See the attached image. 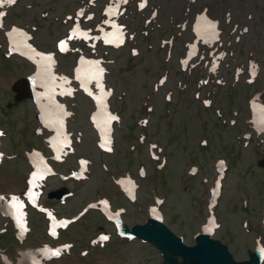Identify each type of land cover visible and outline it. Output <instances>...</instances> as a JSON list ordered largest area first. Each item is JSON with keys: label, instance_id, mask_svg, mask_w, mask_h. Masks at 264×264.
Here are the masks:
<instances>
[{"label": "flooded vegetation", "instance_id": "af4514ba", "mask_svg": "<svg viewBox=\"0 0 264 264\" xmlns=\"http://www.w3.org/2000/svg\"><path fill=\"white\" fill-rule=\"evenodd\" d=\"M50 1L58 2L59 0H31L28 6L17 11L14 6L12 7L9 4H4L0 7V12L4 13V16L0 18V23L3 25L0 27V57L3 60V65L1 64L0 66V72L4 73L2 77H0V93L4 88L6 93L13 95V101L5 105H0V111H2L3 114L10 115L11 112H15L11 110V108L18 109L21 105L25 104V102H28V126L25 128L21 127L18 138L13 143L14 145H12V149L16 152L15 147H19L16 153H21L22 148L19 145L22 144L25 146L23 155L18 154L17 156H23L22 159L26 166H28V189L29 185L33 186L38 176L44 175L47 177L48 181L44 186V195L41 204L47 208H52L56 214L61 215L58 210L59 208L56 207L57 204L64 203L63 205H66L69 202L68 200L74 198L80 191L78 187L72 184L73 181L64 180L72 179L77 174H80V158L89 160V172L91 167L93 170V167L96 166V164L92 165L95 161L92 157L79 155V150L83 146L86 138L76 139L79 134L83 136H87L88 134L90 136L88 139L95 146L92 147L91 151L100 152L98 149L99 139L93 129L92 123L96 106L90 97H85L80 91H78V96L73 100L70 98L61 99L58 97L60 100L51 101L55 125L54 129H49L46 126V119H41L40 110L33 99L34 90L32 88L31 75L35 71L34 66L31 62L25 61V59L17 55V50H11L9 42H11L10 38L12 34L17 33V36L22 41V48L26 50L32 51L30 44L32 46L34 44L37 51H40L44 56L53 53L57 61L53 62L52 60V62L58 69V78L59 75L61 78H65L67 81L65 85L73 86L77 90H80V83L78 84L77 82L76 72L82 62L87 61L94 72L97 67L104 70L101 78L104 82L105 89L111 91L112 95L114 94L110 101L109 111L118 114L122 122L119 124L118 128H114V154L118 147L116 134L118 132H123L124 129L127 130L128 126H130V131L136 129L142 131L143 124L142 122L135 123L136 128H134L133 124L130 125L128 123L127 101H124L127 97V92L123 94L122 89L119 90L112 82L115 73L118 75L119 71V74H121L120 69L115 66V59L111 55L112 48L104 46L102 43H99L95 47L93 43V35L96 36L98 32L102 30L101 28H97L96 26L91 28L85 27L82 21H78L79 29L84 28L89 30L88 33L92 35L93 40L89 43L73 45L72 49L65 53H58L57 51L58 42L68 33L70 28L68 25L69 23L66 22L68 15H72L75 18L77 16V10L79 9L78 11L92 10L93 12L89 11L88 13H95L97 16L98 11H100L101 17L102 9L109 0H106L102 6V0L93 3L89 2L91 0H77L78 6L73 12L64 14L62 18L55 17L57 21L61 20V25L64 26L66 30L63 36L57 39L54 45L49 48L47 44L41 42L40 38L37 40L36 35H38V32L43 33L49 32V30L52 31V28H54V26L49 23L51 22L53 13L56 12V8L47 7ZM168 1L170 7L174 9L170 17L174 27L177 25L173 23L174 19H176L174 13L184 11V19L181 21V24L184 23L190 35L185 47H188L190 56L195 54V64L191 65L184 73L180 70V67L172 72L171 69L175 64V60H173V64L170 66L171 68L169 70H164V73L167 72V74L164 75V73H162L158 76L157 80L164 75V79L167 83H169V81L173 82L183 73V80L180 82V86L185 84V90H187L193 83H196V94L199 95L200 99L204 97L203 101H209V106L207 107H205L204 102L202 103L203 108H206V110L203 109L204 113L212 107L213 110L211 111L214 117L212 119L209 117L206 118L204 114L203 118L205 121L200 124L201 134L196 140L194 138L192 141L190 137L184 140V137L188 136L186 134V131H189L188 129L184 128L185 135L181 136L177 131V126L170 124L166 127L163 124V129L160 130L163 133L159 140L167 145V150L163 153L165 156V165L171 162L169 160L170 156L177 157L178 151L182 150L187 156V165L190 164L188 170L185 171L187 165L184 167L181 174L183 177L191 178L193 174L194 177H198L199 175L209 177L211 172L208 170L205 163L211 158L213 160L211 169L215 177L224 179L230 174V166L232 168L233 164H240L241 161H249L246 170L239 174H241V177H248L251 180L252 186L241 188L243 194L237 197V199H239V204L233 206L234 211L238 210L244 215L243 219L245 223L241 224L242 232L247 236H252V239L255 241V245L252 248L248 245L245 247L247 259L249 250H255L256 244L264 243V0H165V3ZM83 2L89 3V5L83 6ZM37 3L42 5L41 11L34 10ZM149 8L160 18L163 8L162 0H155ZM127 13L141 14L137 19H143L147 11L139 13L137 11V6L134 5L127 10ZM202 17H206L207 19H202ZM199 20H206L208 23L215 22L216 26L209 36L201 38L196 32V26ZM13 29L17 31H13ZM245 29H247V31H244ZM8 33H11V36H9ZM28 35H31V37L29 38ZM210 39L212 40L210 41ZM28 43L30 44L28 45ZM34 54L37 55V53ZM97 59H99V61ZM67 61H73V66H69L66 63ZM170 61L171 59L168 63ZM188 61H192V59ZM94 62H98V64ZM178 63L180 64V61ZM213 64H216L218 68L220 65L222 66V69L218 70L217 75L209 74V66ZM12 67L16 69L14 72L12 71ZM26 70L28 74L17 76V71L23 73ZM8 74H11L14 78L12 80L11 78L9 79ZM27 77L28 99L17 102L16 98L18 93H21V90H19L20 86L17 84L20 83L22 79L26 80ZM121 77L127 78L126 75L123 76L122 74ZM203 80L207 81L206 85H203ZM6 82L8 83L7 85ZM241 83H243V85H241ZM126 86L127 85L124 87ZM244 86L248 87L249 91L243 92L237 90ZM202 87H204L205 90H202ZM216 87H218L219 90L225 87H228V89L227 91L223 90V92L216 97L218 94ZM173 93L174 92L171 91V94ZM41 94L40 92L39 95ZM57 96H59L58 90L55 94V97ZM119 96H121L122 100L118 108L114 105L113 99ZM91 97L94 99L95 96L91 95ZM43 102L44 101H42V103ZM45 105L43 104V108H45ZM67 111L70 112L69 118H67ZM5 116L0 119V129L6 132L10 130V124L7 122ZM65 127H67L68 132L73 138L72 141L75 146V151L64 157L63 139L65 137ZM142 134L143 131L137 135L136 144L133 145L136 150L138 149L140 151L143 148V144L138 141V137ZM122 137L124 142V147L121 151L122 156L125 157L126 154L132 155V153H134L133 150H130V148L127 149L128 133ZM5 140L6 138L2 142L1 148V151L7 157L4 164L10 163V160L7 159L10 156L16 155L8 152V148L5 147ZM9 140L12 142L10 138ZM172 143L175 145L170 149ZM154 148H156L157 152L160 154L161 148L157 145H155ZM246 152L248 154H246ZM153 156L155 159H159L155 157V155ZM143 160L142 157L139 161L143 162ZM197 164L202 166V170H200ZM124 171L137 174L129 168L121 170L120 172L118 171L116 174H112L109 171L108 175L111 177L113 186H116L115 180L122 177H119V173H123ZM170 171L171 169L168 167V169L163 172L161 180H159V176L158 180L154 179L157 188H159L158 191H160V195V187L168 185ZM153 173H155L154 169ZM191 183L192 182H188L187 185ZM184 190H186V187ZM215 190V188L212 191L209 189L210 195L213 196L212 202L214 201L212 205L213 207L215 206L211 218H204V209H198L194 219H192L191 224L193 222L196 224L205 222L198 231L191 229L193 226L184 219L178 220L175 224L176 229L172 227V225H168L175 234L183 238L184 243L190 245L195 243L196 236L203 231V228L211 227L213 231L212 238L225 244L229 252L236 259V254L239 250L237 241L238 236L231 228H228V226L224 224L219 214L220 207L225 201V187H222L221 183L218 195L215 194ZM216 191H218V189ZM60 192L70 195L63 198L60 196L53 198V195H60ZM71 193L75 195L71 197ZM208 199L209 198L206 200L207 202ZM202 202L205 203V200L202 199ZM42 216L46 222L45 232L48 235L47 229L49 220L46 219L44 215ZM110 224L113 231H106L111 236H117L115 226L111 222ZM244 226L247 227L246 232L249 233L252 231L251 233L253 235L246 234ZM103 229L104 227L101 226L100 231ZM182 229H184V231H182ZM190 229L192 233V243H188L189 241L186 240L185 236ZM82 251L83 248L78 250L76 246H74V253L77 255L74 264H92L90 258L84 259V256L80 255Z\"/></svg>", "mask_w": 264, "mask_h": 264}, {"label": "rangeland", "instance_id": "374dc122", "mask_svg": "<svg viewBox=\"0 0 264 264\" xmlns=\"http://www.w3.org/2000/svg\"><path fill=\"white\" fill-rule=\"evenodd\" d=\"M105 1L106 0H102L101 6L105 3ZM162 4L163 8L159 18L160 26H157V31L154 33V40L151 42L144 41V38L147 36L144 35V30H150L154 24L147 23V26H140L139 24L142 19L128 20L130 32L135 34L134 39L128 42L129 46L132 45L137 47L140 55H135V52H132L128 48H114L111 51V55L116 62L115 66L120 69V73L123 76H127V78L121 77V74H119L118 71V75L117 73L114 74L112 82L119 90L122 89L123 94L127 92V97L124 101H127L128 123L130 125L133 124V127L136 128L135 123L142 121L143 128L146 129L142 130L143 135H145V133L149 135L148 137L144 136V147L141 151L138 149L135 150L132 155L126 154L125 157L122 156L121 151L124 147L122 136L128 133L127 149H129L131 146L136 144L137 135L142 132L138 129L130 131V126H128L127 130L124 129L123 132H118L116 134L118 147L116 153L113 155L102 152H92L91 149L95 146L88 139L90 138L88 134L87 136H84L86 140L79 150V155L92 157L96 162V166L93 167L94 169L90 179L79 185L78 190L80 191L74 196V198H70L66 205L57 204L56 207L59 208L58 210L60 211L61 216H74L85 205L90 202L99 203L101 198L104 196L111 199L112 210L120 208L125 209L126 212L122 215V218L131 225L144 223L147 216L150 214L151 208L158 206V198L165 199L162 204L163 217L165 221L172 225L175 229V224L178 220L184 219L187 220L191 226H193L191 229L198 231V229L205 224V222L201 224L193 222L191 224L198 209H204V218L210 219L213 215L212 204H214V201L212 202L213 196L210 195L209 189H211V191L213 190L218 177H215V174L211 169L213 164V160L211 158H209L208 162L205 163L208 170L211 172L209 177L200 175L198 177H194L193 174L191 178H185L181 174L184 167L187 165V156L182 152V150H179L177 157L170 156L169 160L171 162H169L166 167L162 168V172L167 170L168 167H170L171 171L168 176L169 179L167 178L168 185L160 187L161 195L159 194L160 191H158L159 188H157V185L154 182V179H156L154 175L156 173H153L152 170L154 169L157 171V164L151 162L150 157L153 154L156 155L157 150L152 148L155 145L161 148L159 158L163 161L165 159L163 153L167 150V145L159 140L162 136L161 134L163 133L160 131L163 129V124L166 127L170 124L177 126V131L181 134V136L185 135L184 128L188 129L189 131H186L188 136H185L184 140L185 138L190 137L192 141L194 138L196 140V138L201 134L200 124L205 121L203 118L204 114L206 118L209 117L212 119L214 117V114L211 111L213 110L212 107L204 113L203 109L206 110V108H203L202 105L204 97L203 99H200V97L196 98V95H198L196 94V83H193V85L187 90H185V84L180 86V82L183 80V74L179 75L176 81H169V83L165 82L163 85H160L158 82L159 80H157L158 76L164 73V70H169L171 68L170 66L173 64V60H175V64L173 65L171 71L173 72L176 68L178 69L180 55L185 52V43L190 37L189 30H183L184 32L180 38L174 42L173 57L168 63L166 60V49H161L159 39L161 37L170 36V33L172 32V21L170 17L172 16L171 12H173L174 9L170 7L169 1L165 3V0H162ZM77 6V0H59L58 2L50 1L47 4V7L56 8V12L53 13L51 22L49 23L50 25H53L54 28H52V31L49 30V32H38V35H36L37 40L40 38L41 42L47 44L49 48H51L56 40L63 36L66 30V28L61 25V20L57 21L55 17L62 18L64 14L73 12ZM41 9L42 5L37 3L34 10L41 11ZM183 12L184 11H179L174 13L176 16V19L173 21L174 24H178L184 19ZM98 17H100V11H98ZM135 31L140 34L136 36ZM66 63L69 66H73L74 64L73 61H67ZM1 64L3 65V60L0 57V66ZM14 70H16L15 67H12L13 72ZM3 74L4 73L0 72V77H2ZM22 74H28V71L26 70L23 73L17 71V76ZM165 74H167V72H165L164 75ZM8 77L9 79L11 78V80L14 78L11 74H8ZM7 84L8 83L6 82V85ZM125 85L127 86L124 87ZM241 85H243V83H241ZM201 89L205 90L204 87ZM227 89L228 87L219 90L218 87H216V91L218 93L216 97L220 95L223 90L227 91ZM237 90L246 92L249 91V88L244 86L238 88ZM171 91L174 93L171 94ZM0 95V105H5L8 102L13 101V95L6 93L4 88L2 89ZM113 100L114 105L119 108L121 104L120 96L115 97ZM25 104L26 105H21L18 109L11 108V110H14L15 112H11L10 115L3 114L2 111H0V119L6 115L5 118L10 124L9 128L12 130L13 139H15L16 136L18 137L16 132L18 134L20 126L22 128L28 126V120H25L28 116V102H25ZM21 121H23L22 124ZM12 145L14 144L13 142H10L9 139L5 140V147L8 148L9 153L23 155L25 150L24 145H19L22 148L21 153H16L19 147H15V152L12 149ZM174 145L175 144L172 143L170 149L173 148ZM246 154L248 153L246 152ZM142 157L144 159V166L147 175L145 177L146 179L142 180V184L144 183V186L139 190L137 195L138 201L132 202L127 199V197L119 189L114 188L111 177L102 169L101 163H107L109 171L112 174H116L118 171L120 172L121 170L128 168L135 173H138V168L140 164L143 163L142 161H139ZM247 165H249V161H241L240 164H233V167L231 168L230 166L229 169L230 174L222 180V187H225V201L220 207L219 214L224 224L227 225L228 228H231L238 236L237 241L239 250L236 254L237 260L246 259L245 247L247 245L251 248L255 245V241L252 239V236L245 235L241 230V224L245 223L243 219L244 215L238 210H233V206L235 204H239V199H237V197L243 194L241 188L252 186L251 180L248 177H241V174H239L240 172L246 170ZM197 166L200 170H202V166L200 164H197ZM189 167L190 164L186 166L185 171L188 170ZM27 169L28 166H26L25 162L21 159L5 163L2 167H0V189H3L5 193L10 191L25 190L24 179L26 172L24 171ZM129 175V172L126 171L119 173V177H126ZM131 175L133 176L134 174ZM159 176V180H161L162 176ZM188 182L192 183L187 185ZM185 187L187 191L184 190ZM207 198H209L208 202L206 201ZM202 199L205 200V203L202 202ZM31 218L34 229L29 238L27 237V240L24 243H21L18 248L10 247L9 249L10 244L13 245L16 243L15 236L13 235V226L10 223L7 224V220L0 215V254H9L10 259L13 262H17L20 258L19 252H26L27 250H30V248L37 249L41 247L46 240L50 241L48 236H46V222L44 221L43 216L32 211ZM101 226L104 227L101 231H113L111 224L107 223L98 211H90L80 221L71 225L58 241L61 243L71 241L75 244L76 249L81 250L82 248L89 246L91 239L100 234ZM191 229L185 234L186 240L189 241L188 243H192ZM244 229L246 234L253 235L251 233L252 231L249 233L246 232L247 227L244 226ZM182 231H184V229H182ZM108 247L114 248V250H108V252L113 255L112 257H109L108 254L105 256L103 253V251H105ZM106 248L99 252H94L96 253V258L92 260V264L162 263L161 255L157 250L148 244H142L138 241H118L115 236H112L111 243L107 245ZM72 260L73 258H68L64 262L53 261L49 264H70L69 262H72ZM0 264H4L1 260V256Z\"/></svg>", "mask_w": 264, "mask_h": 264}, {"label": "water", "instance_id": "95a60500", "mask_svg": "<svg viewBox=\"0 0 264 264\" xmlns=\"http://www.w3.org/2000/svg\"><path fill=\"white\" fill-rule=\"evenodd\" d=\"M119 227L123 235L138 237L160 250L162 264H261L264 259V251L259 247L256 252H249V260H234L226 245L211 238L208 228L196 236L193 246H188L163 223L162 216L157 212L146 224H137L131 230L123 224Z\"/></svg>", "mask_w": 264, "mask_h": 264}, {"label": "bare ground", "instance_id": "6f19581e", "mask_svg": "<svg viewBox=\"0 0 264 264\" xmlns=\"http://www.w3.org/2000/svg\"><path fill=\"white\" fill-rule=\"evenodd\" d=\"M208 24L209 23L206 20L198 21L197 26H196V32L198 33L199 36H201V38L209 36L210 33L213 32L214 29L209 28ZM104 33L105 32H102V30L98 32V34L100 35H105ZM117 36L118 35H111V36L108 35L106 37H108L107 38L108 41L111 40V42L114 43L116 42ZM211 40L212 39H210V41ZM10 41L12 42V43L9 42L10 43L9 46L11 50L12 49L17 50L22 55L27 56V58L34 65V68L36 70L35 89L37 91L33 92V99L38 105V109L40 110L41 119L44 120L45 118L46 126L49 129H54L55 120H54L53 113H52L51 101L54 100V96L58 89L62 90L65 88L64 87V84L66 83L65 79H62L60 75H59L60 79L58 78L57 76L58 69L57 67H55L52 60L50 63V67H47V70H45V66L48 65L49 63L48 61L44 59L42 60L40 56L34 54V52L32 51L22 48L23 44H21L22 41L17 36V33L12 34ZM13 43H15L16 45ZM94 73L95 72L93 68L90 66V64L87 61L82 62L76 72L77 81L81 85L83 82L82 87L87 92H91L93 95L96 92L95 88L97 86V81L95 79L90 80L89 77L92 76ZM40 92L42 93L41 95H39ZM95 99L98 101V97H96ZM42 101L44 102L42 103ZM97 101L95 103L97 105V111L94 116V123L98 126L99 131L102 133L106 126V123L104 121L107 119V117L105 116V112L103 110L102 105H99V102L97 103ZM43 104L44 105L46 104L45 108H43ZM259 121H263V120H259ZM117 187L120 190H124L128 194L134 191L133 183L131 182L129 178H126V177L125 178L122 177L121 180L117 182ZM152 214L153 213L151 212V215ZM19 264H24V263H19Z\"/></svg>", "mask_w": 264, "mask_h": 264}, {"label": "snow or ice", "instance_id": "6c2138e0", "mask_svg": "<svg viewBox=\"0 0 264 264\" xmlns=\"http://www.w3.org/2000/svg\"><path fill=\"white\" fill-rule=\"evenodd\" d=\"M117 2L118 3H127L128 0H117ZM15 3H16V0H0V7H2L4 4H15ZM146 3H147V0H144V2L141 3L140 7H144ZM3 16H4V13L0 12V18H2ZM89 18H91V17H89ZM69 19H71V18H69ZM202 19H207V18L206 17H202ZM2 26H3L2 23H0V27H2ZM215 26H216L215 22H209V24H208L209 28H213L214 29ZM13 31H17V30L13 29ZM244 31H247V29H245ZM8 35L11 36V33H8ZM68 39H72V36L70 35L68 37ZM65 45H66V41L65 40L60 41L59 47H60L61 51H65L66 50ZM12 50H14V49H12ZM37 55L41 56L42 59H44V60L49 62L48 65L45 66V70H47V67H50V63H51L52 57L50 55L44 56V54H42V53H37ZM94 63L98 64V62H94ZM103 71H104L103 69L97 67L96 70H95V73L92 76L89 77L90 80L91 79H95L97 81V87H101L100 79H101V77L103 75ZM62 79H65V78H62ZM65 82H67L66 79H65ZM161 83H163V81H161ZM82 86H83V82H82ZM68 94H71V92L69 91ZM107 94L111 95V91H109ZM89 95H92V93L89 92ZM99 103L103 104V97L100 98ZM109 119L110 120H116L118 118L115 117V116H110ZM3 135H4V133L0 132V136H3ZM101 147H104V145H101ZM153 147H155V146H153ZM107 150L111 151L112 149L109 147V148H107ZM0 158H2V154H0ZM57 158H59V157H57ZM81 164L82 165H86L87 161H81ZM193 171H195V170H193ZM100 239L101 240H107L108 237L107 236H102ZM54 254L55 255H59V252L57 251Z\"/></svg>", "mask_w": 264, "mask_h": 264}]
</instances>
